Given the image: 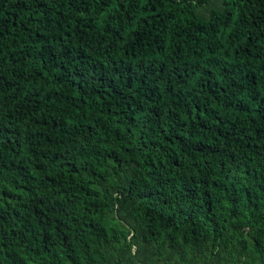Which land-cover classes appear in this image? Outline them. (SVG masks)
<instances>
[{
    "label": "trees",
    "instance_id": "obj_1",
    "mask_svg": "<svg viewBox=\"0 0 264 264\" xmlns=\"http://www.w3.org/2000/svg\"><path fill=\"white\" fill-rule=\"evenodd\" d=\"M0 264H264V0H0Z\"/></svg>",
    "mask_w": 264,
    "mask_h": 264
},
{
    "label": "rangeland",
    "instance_id": "obj_2",
    "mask_svg": "<svg viewBox=\"0 0 264 264\" xmlns=\"http://www.w3.org/2000/svg\"><path fill=\"white\" fill-rule=\"evenodd\" d=\"M223 229H224V228H223V227H221V231H222ZM221 231H220V232H221Z\"/></svg>",
    "mask_w": 264,
    "mask_h": 264
}]
</instances>
